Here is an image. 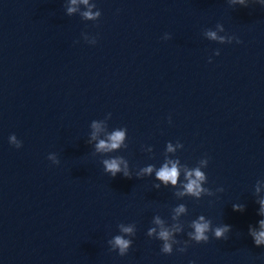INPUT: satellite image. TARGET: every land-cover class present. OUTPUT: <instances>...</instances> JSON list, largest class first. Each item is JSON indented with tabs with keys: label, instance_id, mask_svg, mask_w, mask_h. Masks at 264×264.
I'll list each match as a JSON object with an SVG mask.
<instances>
[{
	"label": "water",
	"instance_id": "95a60500",
	"mask_svg": "<svg viewBox=\"0 0 264 264\" xmlns=\"http://www.w3.org/2000/svg\"><path fill=\"white\" fill-rule=\"evenodd\" d=\"M245 3L0 0V264H264V5ZM195 168L208 191L180 195ZM200 215L227 239L195 243Z\"/></svg>",
	"mask_w": 264,
	"mask_h": 264
},
{
	"label": "clouds",
	"instance_id": "9594fccd",
	"mask_svg": "<svg viewBox=\"0 0 264 264\" xmlns=\"http://www.w3.org/2000/svg\"><path fill=\"white\" fill-rule=\"evenodd\" d=\"M82 3L87 4L88 0H81ZM71 3L75 5L77 3V0H71ZM234 4H240L244 7H247V4L245 3V0H233ZM262 5H264V0H262ZM75 11L74 8H68V12L71 13ZM85 17H92L91 12H85L83 14ZM209 37L212 39H216V34L214 32H209L208 33ZM223 39V38H221ZM241 41H238L240 43ZM95 126V125H94ZM11 142L15 143V136L13 135L11 138ZM124 139V132L123 131H117L113 133L110 137L109 140L111 141L110 143H106L105 141H100L99 144L96 146L97 151H103L107 152L112 149H116L120 146L121 142ZM19 147V145H17ZM168 150L172 151V146H168ZM124 164L125 167L122 170L120 165ZM171 164V167L168 166V164ZM206 163V162H205ZM105 171L110 173L112 177H115L118 173L123 172V176L125 178H131L129 171H128V165L127 163L120 158H115V159H106L103 161ZM143 173L150 174L153 169L152 167H147L144 168ZM179 176V171L177 168V164L174 162L169 161L166 163L162 168L159 169V171L156 172V177L163 181L165 185L168 184V182H171L172 185L177 184ZM185 179L187 180V183L183 184V189L184 192H181L180 195L184 194H190L191 196L195 197H200L202 192L208 191L206 188H202V182L205 181L206 177L203 172L200 171L199 168H195L191 171H186ZM156 187H159V185H156ZM257 191L259 189L257 188ZM260 204V214L264 215V199H261L259 201ZM233 210L234 211H239L243 212L245 210V205L243 204H235L233 205ZM177 215L180 213H183L185 211V207L181 205L180 207L175 209ZM156 223L159 224L160 220L157 219ZM260 231H256L251 225L249 226V235L252 237L254 244L256 246H261L264 245V219H260L258 221ZM191 227L194 229V232H189L188 235L191 237V239L199 244V243H207L209 241V235L207 233L211 232L214 236L215 239L220 240V239H227V234L231 230V226L227 224L219 225L216 226L215 228L211 227V221H205L204 215L199 216V221H192ZM121 230L124 233H133V228L132 227H123L121 225ZM179 231V229H176ZM155 232V229H150L148 232V235L151 236L152 233ZM172 233L166 229L161 230L159 232V238L164 241L163 248H162V253H167V254H172V246L168 241L171 239ZM112 243L114 248L119 249V255L124 256L127 254L129 250V246L133 243V241L128 240L123 238L122 236H115L114 239L110 242ZM185 245H187V242H185ZM187 246L180 248L178 251L179 252H184L186 251ZM190 264H195V262H190Z\"/></svg>",
	"mask_w": 264,
	"mask_h": 264
}]
</instances>
